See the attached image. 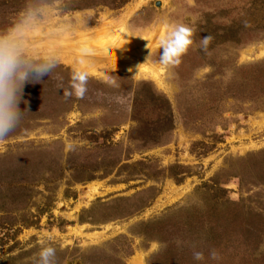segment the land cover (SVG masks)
<instances>
[{
	"label": "rangeland",
	"instance_id": "rangeland-1",
	"mask_svg": "<svg viewBox=\"0 0 264 264\" xmlns=\"http://www.w3.org/2000/svg\"><path fill=\"white\" fill-rule=\"evenodd\" d=\"M56 2L50 23L67 30L38 28L34 44L58 46L59 64L24 85V118L0 140V264L49 243L57 264H213V249L264 264V0ZM25 3L0 0V28ZM173 23L194 43L164 68ZM141 53L155 77L125 66ZM78 69L88 92L66 98Z\"/></svg>",
	"mask_w": 264,
	"mask_h": 264
},
{
	"label": "clouds",
	"instance_id": "clouds-1",
	"mask_svg": "<svg viewBox=\"0 0 264 264\" xmlns=\"http://www.w3.org/2000/svg\"><path fill=\"white\" fill-rule=\"evenodd\" d=\"M63 10L56 0H26L25 6L17 14L15 21L5 28H0V140H5L17 129L26 110L21 111L23 87L26 83H36L44 75H50L58 66V46L49 45L36 48L34 33L36 29L54 27L59 32L67 30L68 21L62 17ZM194 30L183 24L173 23L159 38L158 63L164 68H172L181 62V57L193 45ZM213 39L207 35L200 41L201 50L206 51ZM76 63L83 65V56L91 55L87 48H81ZM89 72L73 70L63 95L82 99L88 92ZM193 260H205L204 252L194 250ZM208 260L220 264L221 255L213 249L208 253ZM33 264H57V250L50 243L40 247Z\"/></svg>",
	"mask_w": 264,
	"mask_h": 264
},
{
	"label": "bare ground",
	"instance_id": "bare-ground-1",
	"mask_svg": "<svg viewBox=\"0 0 264 264\" xmlns=\"http://www.w3.org/2000/svg\"><path fill=\"white\" fill-rule=\"evenodd\" d=\"M161 34V33H160ZM129 37V36H128ZM133 40V39H132ZM136 40V39H135ZM124 44V43H123ZM77 45V44H76ZM135 46V45H134ZM138 47H139V43H138ZM148 47V46H147ZM123 49V48H122ZM140 49V48H139ZM124 55V54H123ZM139 56H141V59H142V53L141 54H139L138 55V57H136L135 59L136 60H132V59H127V60H125V64H127V65H125L126 67H128V69L131 71V69H133V68H135L134 70H132L133 71V74L136 76V77H138V76H140V75H142V74H145L146 73V75H148V76H150V77H155L156 76V73H157V71H156V67H153L152 66V64L151 63H147V64H144V65H141V62H140V58H139ZM95 58V57H94ZM86 59V58H85ZM93 59V58H92ZM97 59V58H96ZM90 61V60H89ZM105 61V60H104ZM137 61H139V62H137ZM88 62V61H87ZM86 62V63H87ZM92 62H93V60H92ZM102 62V61H101ZM121 62V61H120ZM97 64V63H96ZM100 64V63H99ZM122 64V63H121ZM93 65V64H92ZM95 65V64H94ZM90 66V65H89ZM88 66V67H89ZM94 67V66H93ZM86 69V68H85ZM131 71V72H132ZM92 74V73H91ZM96 74V73H95ZM155 74V75H154ZM145 75V76H146ZM160 84V83H159Z\"/></svg>",
	"mask_w": 264,
	"mask_h": 264
}]
</instances>
